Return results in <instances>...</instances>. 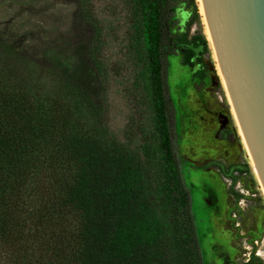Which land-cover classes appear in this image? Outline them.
<instances>
[{
    "label": "trees",
    "instance_id": "trees-1",
    "mask_svg": "<svg viewBox=\"0 0 264 264\" xmlns=\"http://www.w3.org/2000/svg\"><path fill=\"white\" fill-rule=\"evenodd\" d=\"M93 1L77 0L82 30L34 57L0 34V264H201L165 69L168 55L201 63L208 42L175 25L177 0H120L148 91L146 116L127 90L136 114L119 140Z\"/></svg>",
    "mask_w": 264,
    "mask_h": 264
},
{
    "label": "rangeland",
    "instance_id": "rangeland-1",
    "mask_svg": "<svg viewBox=\"0 0 264 264\" xmlns=\"http://www.w3.org/2000/svg\"><path fill=\"white\" fill-rule=\"evenodd\" d=\"M193 5L197 10L196 17L186 27V21L182 17L185 16L187 19L191 15ZM93 13L106 34L107 46L104 50L106 64L117 70L116 73H110L106 94L108 124L111 132L122 140L124 125L136 114L132 105L135 100L127 90L135 86L134 94L137 100L142 101L141 112L147 102L146 69L139 63L138 57L133 63H129V58L134 56L126 48L128 40L120 0H94ZM173 13L175 25L179 22V26L186 29V37L200 34L205 36L208 42L206 52L200 57L201 63L197 66L199 76L191 77L186 66H183L180 55L166 57L165 82L172 108L175 154L179 158L195 159L196 162L216 155H224L229 160L239 156L244 161L247 172L241 179L249 187L255 203L242 217V224L250 225L256 233L264 232V193L242 143L224 83L217 70L213 49L205 33L199 1L177 0ZM82 28L78 17L77 0H0V34L29 56L34 57L37 49L44 44L60 43ZM136 49L137 45L133 50ZM190 83L194 89L190 88ZM216 112L222 113L228 119V127L225 132H221L223 134L217 133L215 136ZM142 113L146 115V112ZM230 151L232 152L229 153ZM192 168V166L188 168L187 164L180 165L179 172L183 182L185 175L183 172L185 171L189 177L188 169ZM198 201L195 202V209L199 215L198 227H201L204 236L206 232L201 223L204 208L198 210ZM201 249L202 256L205 252L209 264H213L209 249L202 247V244Z\"/></svg>",
    "mask_w": 264,
    "mask_h": 264
},
{
    "label": "water",
    "instance_id": "water-1",
    "mask_svg": "<svg viewBox=\"0 0 264 264\" xmlns=\"http://www.w3.org/2000/svg\"><path fill=\"white\" fill-rule=\"evenodd\" d=\"M200 2L230 106L264 193V0Z\"/></svg>",
    "mask_w": 264,
    "mask_h": 264
},
{
    "label": "flooded vegetation",
    "instance_id": "flooded-vegetation-1",
    "mask_svg": "<svg viewBox=\"0 0 264 264\" xmlns=\"http://www.w3.org/2000/svg\"><path fill=\"white\" fill-rule=\"evenodd\" d=\"M189 66L191 77L199 76L198 63ZM190 88L194 89L191 83ZM215 121L216 136L226 131L228 119L216 112ZM175 158L178 170L182 164H187L188 168L193 167L188 169L189 177L183 172L185 183L181 179L188 193L200 263L204 264V259H208L205 252L202 256V244V247L209 249L215 264H264V232L256 233L250 225L242 224V217L255 205L253 194L241 179L247 174L244 161L239 156L229 160L224 155L200 162L186 157L179 158L176 154ZM197 201L198 210L204 208V216H201L206 232L204 236L201 227H198L199 215L195 209Z\"/></svg>",
    "mask_w": 264,
    "mask_h": 264
},
{
    "label": "bare ground",
    "instance_id": "bare-ground-1",
    "mask_svg": "<svg viewBox=\"0 0 264 264\" xmlns=\"http://www.w3.org/2000/svg\"><path fill=\"white\" fill-rule=\"evenodd\" d=\"M199 1V7H200V11H201V14L203 15V10H202V6H201V2H200V0H198ZM203 20H204V24H205V33H206V36H207V38H208V40H209V42H210V44H211V40H210V37H209V33H208V30H207V26H206V23H205V19H204V16H203ZM211 46H212V44H211ZM212 49H213V47H212ZM213 54H214V57H215V59H216V56H215V53H214V50H213ZM216 62H217V60H216ZM217 70H218V72H219V74H220V76H221V72H220V69H219V66H218V63H217ZM221 79H222V76H221ZM222 81H223V79H222ZM224 83V82H223ZM227 97H228V95H227ZM229 99V98H228ZM232 112H233V110H232ZM233 117H234V119H235V116H234V113H233ZM235 122H236V124H237V121H236V119H235ZM237 127H238V124H237ZM238 129V131H239V134H240V136H241V140H242V143H243V145H244V148H245V150L247 151V148H246V145H245V142H244V139H243V137H242V134H241V132H240V129H239V127L237 128ZM247 153H248V151H247ZM250 157V156H249ZM250 163H251V166H252V168H253V170H254V172H255V169H254V166H253V164H252V161H251V158H250ZM255 174H256V172H255ZM256 177H257V175H256ZM259 181V180H258ZM196 192V191H195ZM194 192V194H197V193H195ZM196 199V198H195ZM198 239H199V237H198ZM261 254V253H260ZM262 255V254H261ZM210 262H209V260L208 259H204V264H209Z\"/></svg>",
    "mask_w": 264,
    "mask_h": 264
}]
</instances>
